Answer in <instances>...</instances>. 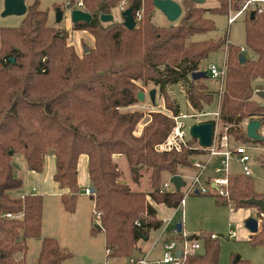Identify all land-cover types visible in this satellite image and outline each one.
Masks as SVG:
<instances>
[{
	"label": "trees",
	"instance_id": "obj_1",
	"mask_svg": "<svg viewBox=\"0 0 264 264\" xmlns=\"http://www.w3.org/2000/svg\"><path fill=\"white\" fill-rule=\"evenodd\" d=\"M121 1L82 0L93 19L75 23L74 29L88 30L95 38L94 47L85 48L82 56L67 43L66 32L48 25V10L40 9L38 0L28 7L20 26L0 28V264H27L29 238L42 239L34 264H60L73 257L56 237L42 236L43 195L14 196L22 187L13 164L16 153L23 154L27 168L36 172L44 169L47 154L55 155L53 179L65 190L60 202L69 213L75 212L81 193L79 157L88 155L95 222L90 234L103 232L108 259L133 258L139 240L163 226L151 201L173 208L184 197L182 190L162 189L163 172L178 174V166H194L191 155L206 152L194 148L199 145L193 137L179 150L160 148L172 132L174 119L162 111H151L150 121L137 135L145 112L128 108L139 102L138 92L149 84L164 95L165 107L173 115L180 114V106L169 91L176 84L183 86L195 112L205 111L214 102L216 91L204 83L209 76L193 79L192 72L208 73L202 62L210 53L223 49L226 38L194 40L193 36L215 30V22L206 14L227 13L229 0L194 7L176 26L153 22L154 0H128L134 16L143 10L134 29L126 28L122 21H101L102 2V13L111 14ZM245 1L236 3L241 6ZM251 11L246 12L244 21L246 47L253 56L245 55L246 60L240 62L242 47L228 44L225 82L218 95L219 139L226 130L235 145L238 140L264 144V139L249 138L246 125H242L259 119L264 127V102L253 98L256 85L264 86V14L255 10L251 19ZM116 155L126 159L132 180L138 184L144 176L141 170H148L149 191L121 181ZM226 189V195L214 194L216 203L233 204L234 209L254 206L246 202L251 197L264 198L255 192L251 177L242 173L230 174ZM8 213L12 216L7 217ZM261 218L250 242L264 249V214ZM201 238L203 248L183 256L181 264H219L217 238L205 234ZM230 264L251 263L234 255Z\"/></svg>",
	"mask_w": 264,
	"mask_h": 264
},
{
	"label": "rangeland",
	"instance_id": "obj_2",
	"mask_svg": "<svg viewBox=\"0 0 264 264\" xmlns=\"http://www.w3.org/2000/svg\"><path fill=\"white\" fill-rule=\"evenodd\" d=\"M37 0H26V3L28 4V7L33 4ZM39 1V7L43 10H48V25L55 27L58 29L59 32L64 33L66 32L68 34L67 43L70 46H73L75 51L82 56L84 49H89L91 47H94L95 45V38L94 35H92L88 30H79L74 29V24L71 20L70 10L72 8H80L77 3L81 0H38ZM180 5L182 6L184 15L187 11L190 9H193L197 6H203V7H211L214 6L215 3H217L216 0H206V3L203 5H197L193 3L192 0H179L178 1ZM70 5L71 8H67V6ZM4 7V0H0V28L2 26H12L17 27L20 26L25 18V15L18 16V15H10L6 17L1 16V12L3 11ZM56 7H61L64 10V16L60 23L57 22L56 19ZM241 6L237 5L236 0H229L228 5V12L224 14H214L210 15L209 13L206 14L208 17L213 19L216 25V29L213 31H209L206 33L196 34L193 36L194 40H207V39H217V38H226V46L223 47V49L214 51L209 54L208 58L202 62V66H206V69L208 70L209 66L215 65L218 68H221L224 64L225 54L227 53V46L229 43H233L235 45H239L241 47L245 48L244 53L247 57L253 56V51L248 49L246 47V38H245V16L246 14H243L232 23L228 22V16L230 11L238 10ZM84 9V6L82 7ZM85 10V9H84ZM236 13V12H235ZM112 14L114 15L115 21H122V10L119 9V6L112 9ZM180 19V18H179ZM179 19L170 22L165 15L160 12L159 10H156L155 15L153 16V22L158 25H166L169 26L172 25H178ZM231 41V42H230ZM0 49H1V40H0ZM209 71V70H208ZM209 73V72H208ZM209 78L204 80V83L208 85V88L211 90L216 91L217 97H215L214 102L209 105L205 111L207 113H213L217 111L218 105H219V90H220V82L218 78L211 77L210 74H208ZM155 88L152 84H149L147 86L143 87L144 92H146V99L145 101H140L129 107V110H143L145 112L144 118L139 122L135 133L137 135H140L143 132V129L147 122L150 121V115L149 112L151 111H162L168 115H170L172 112L168 111L165 107L164 103V95H162L159 92V89H157L156 93V104H152L151 100L149 98V90ZM170 93L173 97V99L176 101V103L180 106V113H193L196 110H192L190 107L189 101L187 99L186 93L184 91V88L180 84H176L171 86ZM253 98L263 102V100L254 92ZM210 116H199L197 118L189 117L186 118V131L189 132V127L198 122V121H204L208 120ZM243 127H245L246 122L242 123ZM259 133L264 135V127L262 126L259 129ZM226 134V130H225ZM228 136V142L229 145L235 146L234 142H232V137ZM233 143V144H232ZM187 144V142H186ZM236 144L238 145H244L247 147V151L250 155V161L249 166L252 169V175L251 180L253 181L254 190L255 192L259 194H264V144H257V143H242L240 140L236 141ZM178 150L180 148H177ZM52 156L51 153L47 154L45 158V164L47 163V167L44 165V169L41 172H36L33 170H29L26 165V160L21 153H16L13 157V164L15 169V174L17 177L22 179V187L14 192V196L17 194H23L26 192H42V195L44 197V213H43V224L47 227V231L49 234L42 233V236H54L59 241L60 239L64 243V224H63V218L62 216H59L57 213V207L54 203V200L50 197V190L47 188H43L44 186H48L49 183H51V179L48 177L47 169L49 165V156ZM53 157V156H52ZM191 161L194 163L198 159H204V157H199L197 155H191L190 156ZM214 161H218V159H214ZM218 164V163H217ZM213 166L216 165L215 163L212 164ZM124 166V165H123ZM120 170L122 171V168L120 167ZM125 177L128 178L127 182L132 186L134 189H142L144 191H149L151 189L150 182H149V175L148 170L142 169L141 173L144 175L142 176V179L140 180V185L136 184L130 176H132V170L129 167H123ZM178 174L187 175L188 177H185V180L187 182H191L194 179V175L196 173L195 166H178L177 167ZM230 174H241V164L236 161H231V168H230ZM213 173V167L208 169L207 174ZM243 174V173H242ZM123 176V178H124ZM192 176V177H191ZM79 177L80 179L82 177V171L79 168ZM171 175L170 173H164L162 177V183L169 181ZM210 177L207 178V181L209 182ZM122 181V180H121ZM81 182V183H80ZM79 182V186L81 189V193L77 200V206L75 213L76 217L73 214H70L69 212L66 214L67 218H77L76 224L78 227H84L86 228L87 225H89V217L91 216L92 209H93V200H91L90 196L85 193V187L88 186L87 179H84ZM124 182V181H122ZM33 187H36L37 191L33 192ZM199 188L205 189L208 193H190L186 195L185 187L182 188V191L185 195V204L183 207V211H175L172 216V221L170 222L171 225L168 227V231L175 226V224L182 220L183 221V232L187 235H195V234H205V235H211L212 233L216 234L217 236V242L220 245V261L219 264H230L232 256L234 255H240L243 259L248 260L251 264H264V249L260 245H254L250 242L249 237H246V226L245 222L240 219L239 215L241 213V209L235 210L233 208V204L229 206L225 205H219L216 203V196L212 192L213 190L209 187V184L205 182L203 179L199 181ZM256 206L252 207H244L243 213L246 214L247 210H252V213L254 217L259 219V222L261 224L263 214H260L257 216L258 213H254V211H259V208ZM164 209L171 214V209L160 207V214H165ZM167 212V214H168ZM260 212V211H259ZM167 218L164 221V226L167 224ZM162 230H152L150 233L149 242L150 248L147 252L148 257H157L160 256L161 252L164 251L162 247V241L161 239H165L166 235H161ZM230 231H235L236 235L234 237L229 236ZM102 233V234H100ZM54 234V235H53ZM55 234H58L55 235ZM84 233H81L79 230L70 229L68 233V237L70 241L72 242L74 246V250L68 249L73 253V257L69 258L67 260L62 261L60 264H106L107 263V253L101 250L100 246H103L104 243V234L103 232H98L96 234L97 237H95V244L94 245H87L85 244L83 240ZM60 236V237H59ZM168 236V234H167ZM28 244V253L26 256L27 264H34L35 261H37L39 252L41 249L42 239L41 238H29L27 239ZM61 244V241H60ZM76 244L80 246V248H76ZM62 245V244H61ZM87 246H89L87 248ZM64 247V245H63ZM138 250V248H137ZM18 258H21L22 255L19 253L17 255ZM161 257V256H160ZM159 257V258H160ZM91 258V259H90ZM127 257H109L108 258V264H126L127 263Z\"/></svg>",
	"mask_w": 264,
	"mask_h": 264
},
{
	"label": "built area",
	"instance_id": "obj_3",
	"mask_svg": "<svg viewBox=\"0 0 264 264\" xmlns=\"http://www.w3.org/2000/svg\"><path fill=\"white\" fill-rule=\"evenodd\" d=\"M77 5L82 8L83 2L78 1ZM119 9L124 10L128 7V0H122L119 3ZM249 10H258L259 12L264 14V0H246L238 10L230 11L228 16V22L232 23L237 19V17L246 14ZM236 12V13H235ZM136 22L140 21L143 17V10H138L136 15L134 16ZM245 51V48L242 47V52ZM226 59L227 54H225L224 64L221 68L216 67L215 65H211L208 68V72L213 78H218L220 82V91H222L225 76H226ZM220 101L221 96L219 98V105L217 111L213 113H207L206 111L200 112H193L191 113H180L179 115H173L172 113L170 116L174 119L175 125L172 129L171 134L169 135L168 139L160 146L162 149H172L174 147L180 148L181 145L186 144L188 138L191 137L189 132L186 131V118L193 117L197 118L199 116H210L208 120L204 121H214L215 123V133L213 144L210 147H202L198 143V147L194 148H202L205 153H201L202 156L205 158L198 159L194 162V166L196 168V173L194 175V179L191 182H187L185 184V191L186 195L190 193H195L196 190H199L200 193H208L205 189H201L198 187L199 181L203 179L209 187L213 190L214 194L226 195L227 189L226 186L229 182V175H230V168H231V161L236 160L241 164L242 173L246 176L252 175V169L249 166L250 155L247 151V147L244 145H229L228 136L227 134L222 135L219 139V127H220ZM201 122V121H198ZM218 159V161H214V159ZM215 163L216 165H212ZM218 163V164H217ZM213 167V173L207 174L208 169ZM185 177H188L185 175ZM184 177V179H185ZM192 177V176H191ZM210 177L209 182L207 178ZM184 187H182L184 189ZM162 189L165 191L168 190H175L174 184L170 181L164 182L162 185ZM182 190V189H181ZM92 189L87 187L85 189L86 194H90ZM185 204V195L179 202V204L175 207L176 212L179 211ZM7 217H11L12 214L8 213ZM172 217L167 218V224L163 226L162 234L166 235L169 234V238L161 239L163 243V255L158 259H151L148 256H143L142 258L135 259L132 258L129 263L127 264H181L182 257L186 256L191 253H195L200 251L203 248V239L201 238V233L195 235H187L183 231L179 233L175 226L168 231V227L171 224ZM236 235L235 231H230V236L234 237ZM211 238H217L216 234L212 233ZM181 249L182 255L179 257L177 255V251ZM109 253V250H107Z\"/></svg>",
	"mask_w": 264,
	"mask_h": 264
},
{
	"label": "water",
	"instance_id": "obj_4",
	"mask_svg": "<svg viewBox=\"0 0 264 264\" xmlns=\"http://www.w3.org/2000/svg\"><path fill=\"white\" fill-rule=\"evenodd\" d=\"M192 1L197 5H203L206 2V0H192ZM104 5L105 3L102 2V4L99 7V17L103 22H111L114 20V15L112 13L111 14L102 13ZM154 6H155V11L159 10L160 12H162L170 22H174L178 20L183 13L182 6L176 0H154ZM67 8L69 9L71 8V6L68 5ZM27 11H28V4L26 3V0H4V7H3V11L1 12V16L2 17H6L10 15L23 16L27 13ZM255 14L256 11L252 10L250 12V18L253 19ZM70 15L73 23H77V22L89 23L93 19L92 14L82 8H75V9L72 8V10H70ZM63 16H64V10L61 7H56V19L58 23L62 21ZM122 17H123V25L126 28L134 29L136 27L137 22L133 15L132 7H127L126 9H124L122 11ZM239 59L240 62H244L246 60L245 54L241 53L239 55ZM205 77H208V73L206 70H198L192 72L193 79H200ZM255 92L264 102V86L262 84L256 85ZM156 93H157L156 88H152L149 90V98L151 100V103L154 105L156 104ZM138 99L140 101H145L146 92L142 90L139 91ZM260 128H261V120L259 119L249 120L246 123L247 136L251 139L263 140L264 135L259 133ZM214 133H215V123L214 121L211 120L196 122L189 127V134L191 135V137L197 139L198 143L202 147L212 146ZM12 153L13 151H10V154ZM133 170L136 171L137 168L134 167ZM170 181L174 184L176 191H181L182 187H184L186 184L184 177L180 174L171 175ZM92 191H94V187H92ZM195 193L199 194L200 192L199 190H196ZM246 202L258 207L261 213L264 214V198L251 197L247 199ZM245 226L252 233H255L259 229V219L250 216L246 219ZM98 227L101 228L100 225ZM175 228L179 233L182 232L183 230L182 220L178 221L175 224ZM177 255L179 257L182 255L181 249L177 251ZM142 257L143 255L139 252V250L134 251L135 259H139Z\"/></svg>",
	"mask_w": 264,
	"mask_h": 264
},
{
	"label": "crops",
	"instance_id": "obj_5",
	"mask_svg": "<svg viewBox=\"0 0 264 264\" xmlns=\"http://www.w3.org/2000/svg\"><path fill=\"white\" fill-rule=\"evenodd\" d=\"M176 1H179V0H176ZM206 3V2H205ZM217 3H215L214 4V6L216 5ZM231 42V41H230ZM52 156H50V155H48L49 156V158H48V160H49V165H48V169H47V175H48V177L51 179V183H49V185L48 186H44L43 185V188H47L48 190H50V197L54 200V203H55V205H56V207H57V213H58V215L59 216H62V220H63V224H64V243L62 242V240L60 239V241H61V244H62V246L64 245V247L65 248H67V249H72L73 251H75L74 250V246H73V244H72V242L70 241V239H69V237H68V233H69V231H70V229H73V230H75V229H77V230H79L81 233H84V235H83V240H84V242H85V244H87V245H94L95 244V237H97L96 235L95 236H92L91 234H90V231H91V228H92V226L94 225V210L92 209V213H91V216L89 217V225H87V227L86 228H84V227H78V225L76 224V219L77 218H75L76 217V214H74V213H70V214H73L75 217L74 218H67V216H66V214L68 213V212H66L64 209H63V206H62V204H61V202H60V195H61V193L63 192V191H65V190H62L60 187H59V185H58V183L57 182H55L54 181V179H53V175H54V173H55V171H56V161H55V155L54 154H51ZM47 156V155H46ZM197 156H199V157H204V156H202L201 154H198ZM46 158V157H45ZM205 158V157H204ZM216 159V158H215ZM115 161L119 164V166L122 168V177H121V180L122 181H124V182H126V183H128L127 182V179L129 178H126L125 176V173H124V170H123V167H129V165H128V163H127V161H126V159L122 156V155H116L115 156ZM215 163H216V161H215ZM124 165V166H123ZM45 166L47 167V163L45 164ZM79 168H80V170L82 171V177L83 178H81L82 179V181L84 180V179H87V181H88V186H86L85 187V189L87 188V187H89V188H91L92 189V185H91V181H90V178H89V173H88V155L87 154H82V155H80V157H79V161H78V183L81 181V179H80V177H79ZM164 173H168V172H164ZM125 175V176H124ZM149 175V174H148ZM171 175V174H170ZM123 176H124V178H123ZM183 176V175H182ZM131 177V179H132V176H130ZM162 177H163V175H162ZM184 177V176H183ZM142 179V178H141ZM81 183V182H80ZM136 183V182H135ZM141 183V182H140ZM140 183L138 184V183H136V184H138V185H140ZM33 192H35V191H37V189H36V187H33ZM27 193H32V192H26V193H21L20 195L18 194H16V196H23L24 194H27ZM36 193H38V194H42V192H36ZM200 194V193H199ZM151 203L154 205V207L156 208V210H157V216L163 221V224H164V221H165V219L166 218H169V217H172L173 216V214H174V212L176 211V209H175V207H168L166 204H163V203H156V202H154V201H151ZM160 207H163V208H168V209H171V214H169V212L168 211H166V209H164V211H165V214H163V215H161L160 214V212H159V210H160ZM93 208H94V201H93ZM242 211H241V213H240V215H239V217H240V219L243 221V223L246 221V219L248 218V217H250V216H252V215H254L253 213H252V210H250V209H248L247 210V212H246V214H244L243 213V208H240ZM258 209V208H257ZM183 211V207L179 210V211ZM235 210H237V209H235ZM259 211H260V209H259ZM259 211H254V213L256 214V213H258L257 214V216H259L260 214H262L261 213V211L259 212ZM167 212H168V214H167ZM182 215H184V211H183V214ZM254 217V216H253ZM182 223H183V221H182ZM171 225V224H170ZM170 225H169V227H170ZM164 226V225H163ZM163 226L160 228V229H162L163 228ZM173 228V227H172ZM171 228V229H172ZM247 228V227H246ZM160 229H158V230H160ZM170 229V230H171ZM183 229H184V227H183ZM183 231V230H182ZM42 233H45V234H49L48 233V231H47V227L43 224V226H42ZM100 234H102V233H100ZM54 235V234H53ZM55 235H57L58 236V234H55ZM251 235H252V232L247 228L246 229V237L248 238L249 237V239H250V237H251ZM44 236H46V235H44ZM52 236V235H51ZM230 236V235H229ZM60 237V236H59ZM170 237V235L168 234V236H167V234H166V238H169ZM149 238H150V235L148 236V237H146V238H142L141 240H139V242H138V250H139V252L143 255V256H147V252L149 251V248H150V246L152 245H150V243H148L149 242ZM89 246H87V248L89 247ZM76 248H80V246L78 245V244H76V246H75ZM101 247V250L103 249V251H105V253H106V249H105V246H104V243H103V246H100ZM162 247H163V243H162ZM163 255V251L161 252V254H160V256H162ZM160 256H157V257H153V258H151V259H158ZM91 259V258H90ZM106 259H107V256H106ZM127 259V263H129L131 260H133L132 258H129V257H127L126 258ZM107 261V263L106 264H108V259L106 260ZM36 262V261H35ZM34 262V263H35ZM126 263V264H127Z\"/></svg>",
	"mask_w": 264,
	"mask_h": 264
}]
</instances>
